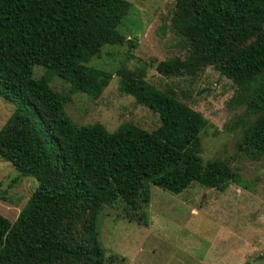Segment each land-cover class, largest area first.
<instances>
[{"label": "trees", "instance_id": "1", "mask_svg": "<svg viewBox=\"0 0 264 264\" xmlns=\"http://www.w3.org/2000/svg\"><path fill=\"white\" fill-rule=\"evenodd\" d=\"M168 30L186 45L185 58L120 66V90L155 113L144 131L123 123L76 126L64 107L76 93L100 96L111 74L87 66L105 45H120L125 0H0V100L12 112L0 127V160L34 191L10 223L0 215V264H101L96 219L121 201L147 206L149 187L177 195L197 183L222 192L238 177L226 164L198 156L202 116L144 80L193 76L212 67L239 90L245 113L258 114L240 147L264 154V0H173ZM129 47L132 43L126 42ZM43 74L32 78V68ZM67 84L63 94L52 78ZM142 205V206H141Z\"/></svg>", "mask_w": 264, "mask_h": 264}, {"label": "rangeland", "instance_id": "2", "mask_svg": "<svg viewBox=\"0 0 264 264\" xmlns=\"http://www.w3.org/2000/svg\"><path fill=\"white\" fill-rule=\"evenodd\" d=\"M125 1L128 11L116 28L124 42L101 47L87 63L111 74L107 86L96 99L73 94L64 107L76 126L97 123L107 132L123 123L147 132L159 126L155 113L121 92L115 71L182 60L186 45L168 30L173 0ZM42 74V68H32V78ZM144 80L202 116L206 124L198 135L199 158L226 164L238 183L222 192L192 183L177 195L150 186L147 206L136 211L118 200L104 204L96 219L101 264H264V154L254 159L240 147L244 130L258 114H246L245 103L234 101L247 92L212 67L181 77H162L146 68ZM49 87L63 94L68 86L54 77ZM11 112L0 100V127ZM35 187L32 178L19 177L0 160V215L12 223Z\"/></svg>", "mask_w": 264, "mask_h": 264}]
</instances>
